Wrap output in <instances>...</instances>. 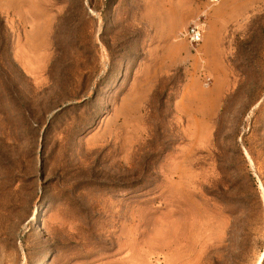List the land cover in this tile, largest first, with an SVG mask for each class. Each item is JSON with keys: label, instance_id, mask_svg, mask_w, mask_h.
<instances>
[{"label": "rangeland", "instance_id": "rangeland-1", "mask_svg": "<svg viewBox=\"0 0 264 264\" xmlns=\"http://www.w3.org/2000/svg\"><path fill=\"white\" fill-rule=\"evenodd\" d=\"M219 2L0 0V264H264V0Z\"/></svg>", "mask_w": 264, "mask_h": 264}, {"label": "built area", "instance_id": "built-area-1", "mask_svg": "<svg viewBox=\"0 0 264 264\" xmlns=\"http://www.w3.org/2000/svg\"><path fill=\"white\" fill-rule=\"evenodd\" d=\"M211 3L213 4H217V2H219V0H210ZM200 21V20H199ZM198 22V21H197ZM195 23L191 26H189L186 29V32L184 33L183 37L184 39L191 45V46H197L198 44H200L201 40H202V34H203V23L198 22ZM210 83V80L207 79L205 81V87H207Z\"/></svg>", "mask_w": 264, "mask_h": 264}, {"label": "crops", "instance_id": "crops-1", "mask_svg": "<svg viewBox=\"0 0 264 264\" xmlns=\"http://www.w3.org/2000/svg\"><path fill=\"white\" fill-rule=\"evenodd\" d=\"M226 1H227V0H220V2H219V6L221 7L222 5H224V4L226 3ZM239 7H240V8H249L248 4H246V3H241V6H240V4H239Z\"/></svg>", "mask_w": 264, "mask_h": 264}]
</instances>
